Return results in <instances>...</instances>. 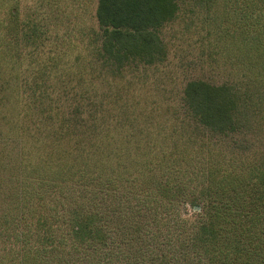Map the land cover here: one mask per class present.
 Returning a JSON list of instances; mask_svg holds the SVG:
<instances>
[{
    "label": "trees",
    "instance_id": "obj_1",
    "mask_svg": "<svg viewBox=\"0 0 264 264\" xmlns=\"http://www.w3.org/2000/svg\"><path fill=\"white\" fill-rule=\"evenodd\" d=\"M70 1L80 13L76 1ZM83 7L88 12L87 6ZM53 8L58 15L56 12L53 15ZM62 8L55 0H34L33 4L29 0H0V76L8 83L3 95L10 104H22L23 97L43 103L50 96L42 87L46 81L51 80L55 90L63 82L62 76L55 72L62 64L61 58L67 52L82 51L81 38L87 36L81 29L83 17L73 16ZM177 12L176 0H98L95 18L101 31L99 57L105 66L118 73L132 65L156 64L164 58L158 30ZM68 14L74 24L56 28L53 18H61L62 23ZM77 18L81 20L79 24ZM89 41L92 44L94 40ZM30 69L37 70L38 83L25 74ZM92 78L84 81L88 88ZM28 85L40 87V92L26 93L24 88ZM184 93L185 104L200 125L217 133L235 129L239 97L231 87L193 81ZM83 95L76 91L69 99L79 103L77 113L89 115L84 122H93L84 133L93 128L97 135L93 139L96 151L105 153L112 161H98L99 165L94 155L85 158L64 147L52 128V131L39 128L47 107L37 110L40 120L22 105L13 107L20 108L17 112L0 111V137L20 138L29 143L23 155L27 164V167L23 164V174L34 173V178L45 172L50 175L49 181L54 178L64 184L67 178L78 184L72 194L64 192L65 195L59 196L49 193L41 182L37 184V177V187L26 183L32 177L21 179L22 185L13 195L15 208L0 217V237L12 241L9 251L14 257L12 262L264 264V159L246 165L242 175L225 160L207 155L205 148L193 139L188 144L194 150H170V136H175L173 129L164 133L152 124L143 133L151 136L157 133L160 138L155 136L153 141L150 136L144 141L140 139L142 130L133 123L135 117L131 119L135 114L131 107L126 109L114 103L119 109L114 115L118 122H112L96 99L91 104L84 103ZM3 102L0 99V105ZM67 120L63 117V123ZM127 125H135L131 135H120ZM184 132H180L179 139ZM176 144L178 148V141ZM180 148L186 149L187 145ZM114 164L127 170L144 167L137 172L144 174L142 183L135 185L133 176H110L107 167ZM176 165L182 167L176 171ZM174 172L180 173L179 176L168 175ZM189 181L196 183L191 193L187 192L190 187H180ZM186 204L194 206V223L173 216L174 211L180 213ZM159 222L167 223V227L173 224L184 228L176 237L167 236L160 241L157 238L161 231L152 228Z\"/></svg>",
    "mask_w": 264,
    "mask_h": 264
},
{
    "label": "rangeland",
    "instance_id": "obj_2",
    "mask_svg": "<svg viewBox=\"0 0 264 264\" xmlns=\"http://www.w3.org/2000/svg\"><path fill=\"white\" fill-rule=\"evenodd\" d=\"M75 1L80 13L70 0H62L61 3L55 0V4L63 7V11L83 17L81 29L87 35L81 38L82 42L80 40L81 52L76 50L67 52L68 54L61 58L62 64L55 70L63 79L60 88L55 90L50 85L51 80L49 83L46 81V86H41L49 91L50 96L43 103H33L23 97L20 98L22 104H10L3 95L8 89L5 88L8 83H4L5 77L0 76V99L4 101L0 105V111L5 114L17 112L20 108L13 107L22 105L25 111L34 112L32 117H37L39 107H47L43 117H40L43 123L39 122L41 125L39 128L47 127L49 130L52 128L53 132L60 136L64 147L72 148L73 152L77 151L85 158L94 155L99 165L98 161L112 160H109L105 153L96 151L93 139L97 135L92 127L90 133H84V130L89 131L88 128L93 122L90 124L88 121L84 122V119H89V115L76 112L79 103L69 99L76 91L84 94L82 96L84 103L90 101L91 104L96 99L98 105L102 107L100 109L109 114L107 116L112 122H118L114 115L119 109H116L114 103L126 109L131 107V111L135 112L131 119L135 117L133 123L137 124L136 128L142 130L140 139L144 141L150 139L151 133H143V129L146 130L152 124L164 133L173 129L175 136L172 134L170 136V150L176 152L194 150L192 144H188L193 139L201 148H205L207 155L214 154L217 158L225 160L242 175V169L246 165H254L264 159V64L261 65L262 60L264 61V0H176L178 12L158 30L164 58L154 65L128 66L120 73L111 66H105L97 52V47L101 45V31L95 18L98 0ZM29 2L33 4L34 0ZM83 5L87 6L88 12L84 10ZM52 11L53 15L55 12L58 15L55 8ZM71 15L68 14V18L62 23L61 18L54 17V26L61 28L62 24L66 26L73 23ZM76 21L79 24L81 20L77 18ZM89 39L94 40L91 41L92 44ZM85 56H88V59L78 61ZM25 74H29L30 79L38 83L37 70L30 69ZM90 77L93 78L92 82L90 81L91 87L88 88L84 81ZM193 81L205 82L215 87L229 86L233 89L239 97L235 129L217 133L200 125L191 115L185 104L184 92L186 86ZM38 88L40 87L28 85L24 91L32 95L30 92H40ZM84 103L80 104L88 108ZM27 107H31L32 110ZM63 117L68 118L66 124L63 123ZM62 125L65 127L62 128ZM134 126L122 127L123 132L120 135H131V128ZM175 129H179V132ZM183 130L186 133L184 132L179 139ZM155 136L157 139L160 138V134L155 133L152 134L151 140L156 141ZM183 144L187 145L186 149L180 148ZM27 147L29 143L23 139L0 137V217L9 212L10 208H15L16 201L13 195L21 187V179L27 175L28 177L35 175L29 172L23 174V164L27 167L23 158ZM181 167L182 165H176V171ZM139 168L144 169L138 166L127 170L119 164L107 167L110 176L120 175L122 178L133 176L135 185H140L144 179L143 173H137L141 171ZM179 174L174 172L168 175ZM36 177L37 184L41 182L44 188H48L49 193L54 195L58 193L59 196H63L64 192L72 194L78 185L67 178L65 185L54 178V181H49L50 175L45 172H40L32 177V181L26 183L36 186ZM181 180L171 181V184ZM67 183L69 185H66ZM180 187H190L187 192L191 193L196 183L189 181ZM192 209L193 204H186L180 213L174 211L173 216L187 218L189 223H194ZM198 211L201 210L198 208ZM152 228L161 231L160 237L157 238L161 241L167 236L176 237L184 225L178 227L170 224L167 227V223L159 222ZM11 242H6L4 236L0 237V264H16L12 262L14 257L9 253ZM4 256L6 259H2ZM74 263L86 264L85 261L70 264Z\"/></svg>",
    "mask_w": 264,
    "mask_h": 264
}]
</instances>
